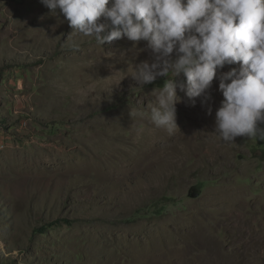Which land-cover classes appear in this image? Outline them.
<instances>
[{
    "label": "rangeland",
    "instance_id": "rangeland-1",
    "mask_svg": "<svg viewBox=\"0 0 264 264\" xmlns=\"http://www.w3.org/2000/svg\"><path fill=\"white\" fill-rule=\"evenodd\" d=\"M72 31L0 0V264H264V139L220 138L219 85L157 128L147 42Z\"/></svg>",
    "mask_w": 264,
    "mask_h": 264
},
{
    "label": "clouds",
    "instance_id": "clouds-1",
    "mask_svg": "<svg viewBox=\"0 0 264 264\" xmlns=\"http://www.w3.org/2000/svg\"><path fill=\"white\" fill-rule=\"evenodd\" d=\"M74 33L99 45L146 41L152 60L129 75L138 86L166 77L149 119L172 134L177 89L195 101L219 79L215 132L224 142L264 139V0H41ZM71 47L78 49L79 43ZM239 63L217 77V70ZM171 74V76H170ZM211 114V109H209Z\"/></svg>",
    "mask_w": 264,
    "mask_h": 264
},
{
    "label": "bare ground",
    "instance_id": "bare-ground-1",
    "mask_svg": "<svg viewBox=\"0 0 264 264\" xmlns=\"http://www.w3.org/2000/svg\"><path fill=\"white\" fill-rule=\"evenodd\" d=\"M149 52V54L151 53V51H148ZM117 58H121V56L120 55H118L117 56ZM150 60H152V59H150ZM222 72V71H221ZM219 74H220V71L219 70H217V77L219 76ZM219 85V79L218 78H216V79H214L213 80V82H212V85H211V87L208 89V91H207V93H209V92H213L214 91V89L216 88V86H218ZM218 88V87H217ZM216 88V89H217ZM221 92V91H220ZM214 93V92H213ZM209 95V94H208ZM201 97H204V96H201ZM206 97V96H205ZM197 100L198 99H200V98H196ZM203 99V98H202ZM196 104V103H195ZM200 108V107H199ZM213 108V107H212ZM239 210H241V209H239ZM236 214V213H235ZM238 214V213H237ZM237 216V215H236ZM238 216H239V214H238ZM252 231V230H251ZM250 231V232H251ZM256 238V237H255ZM155 256H152V255H150V257L149 258H151V259H153Z\"/></svg>",
    "mask_w": 264,
    "mask_h": 264
}]
</instances>
